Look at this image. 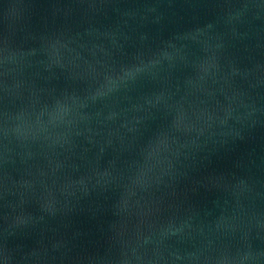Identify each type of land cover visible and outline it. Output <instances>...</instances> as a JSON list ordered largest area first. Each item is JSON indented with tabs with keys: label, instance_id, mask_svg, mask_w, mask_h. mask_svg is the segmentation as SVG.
Masks as SVG:
<instances>
[{
	"label": "water",
	"instance_id": "1",
	"mask_svg": "<svg viewBox=\"0 0 264 264\" xmlns=\"http://www.w3.org/2000/svg\"><path fill=\"white\" fill-rule=\"evenodd\" d=\"M0 264H264V0H0Z\"/></svg>",
	"mask_w": 264,
	"mask_h": 264
}]
</instances>
